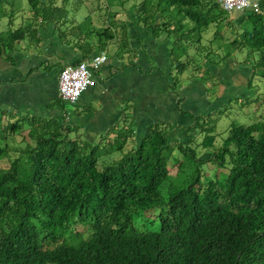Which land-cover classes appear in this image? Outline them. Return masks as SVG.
I'll return each instance as SVG.
<instances>
[{
    "label": "trees",
    "instance_id": "16d2710c",
    "mask_svg": "<svg viewBox=\"0 0 264 264\" xmlns=\"http://www.w3.org/2000/svg\"><path fill=\"white\" fill-rule=\"evenodd\" d=\"M113 1L133 11L136 26L169 45L181 77L188 72L203 83L214 80L211 69L237 64L236 54L246 51L242 67L250 72L253 97L245 103L256 106L258 117L248 126L232 123L220 142L216 119L181 108L179 78L171 89L179 113L193 123L184 128L188 140L175 145L173 126L165 123L149 125L138 141L126 111L95 141L82 138L66 118L15 117L0 109V161L9 163L0 169V264H264V85L255 84L264 82V14L247 11L237 23L213 0ZM113 1L101 18L108 26L98 29L68 18L78 0L60 6L59 0H0V24L7 22L0 28V58L14 66L15 54L40 52L42 31L52 28L58 45L79 52L80 61L114 45L113 57L134 66L132 42L138 39L129 37ZM214 25L233 39L221 31L205 39ZM57 104L82 115L61 99ZM210 165L228 174L208 177ZM140 216L149 225L143 232L136 226Z\"/></svg>",
    "mask_w": 264,
    "mask_h": 264
},
{
    "label": "crops",
    "instance_id": "0c3cea01",
    "mask_svg": "<svg viewBox=\"0 0 264 264\" xmlns=\"http://www.w3.org/2000/svg\"><path fill=\"white\" fill-rule=\"evenodd\" d=\"M259 3L264 4V0ZM244 17L245 14L241 15L236 22L241 23ZM137 39L140 41L139 47L135 48L132 44L137 50L134 66H126V62H118L115 57H109L107 63L95 75L96 85L88 89L75 106L66 104L67 107L81 112V116H74L72 112L67 114L57 104L60 100L57 85L59 72L66 64L80 61L79 52L57 45L59 48L53 50L52 55L43 60L44 62L36 59L40 54L33 52L23 56L17 53L13 56L14 66L0 58V109L14 114L15 117L30 114L58 120L66 118L69 124L80 127V134L87 133L91 139L92 136L98 139L102 134L111 131L121 122L124 111L131 116V125L136 134H145L148 126L154 123L181 127L184 131L193 121L187 116L192 122L186 127L179 121V117L186 116L179 113L178 98L171 91L173 68L169 45L157 42L147 30L146 34L143 33V36ZM122 65L125 67L120 69ZM229 67L233 69L234 74L238 71L237 74L246 76V84L241 83V88H246L249 70H243V67L236 63L230 64ZM188 90L182 91L184 112L192 114L185 110V105L195 111H203L204 106L208 107L206 89L201 84ZM87 112L94 114L86 115Z\"/></svg>",
    "mask_w": 264,
    "mask_h": 264
},
{
    "label": "rangeland",
    "instance_id": "374dc122",
    "mask_svg": "<svg viewBox=\"0 0 264 264\" xmlns=\"http://www.w3.org/2000/svg\"><path fill=\"white\" fill-rule=\"evenodd\" d=\"M112 1L113 0H78V3L75 6L72 5L70 6V8L67 9L69 12L68 18L75 19L78 22V24L87 22L88 26H90V23H91L98 29L106 28L108 25L101 18L106 15L107 7L109 3H112ZM254 1L259 2L260 0H254ZM113 3H114L113 12H119L120 15L118 18L121 21H124L125 23H127V26L129 29L128 30L129 37L136 36L137 38L138 37L141 38L143 36V33L146 34V30L143 27L136 26V17L133 11L128 12V11H125L123 8L119 9V7L117 6L118 3L116 1H113ZM58 4L60 6L62 4V0H59ZM263 14H264V10H263ZM26 15H27L26 17L28 18L29 17L28 12H26ZM87 18H89V20ZM16 24L17 26H19L21 24V20H18ZM6 25H7V22L4 21L0 24V28L2 29L6 27ZM219 31H221L224 34V36L228 38L229 40L233 39L231 34H229L226 31V29H224L221 25L218 27H215V25L211 26L210 30L205 33L204 37L205 39L213 40L216 32H219ZM40 37L43 41L42 47H40L41 50L38 53L34 52V54H38V55L40 54V56H36V59L37 60L41 59V61L44 62L43 60H45L48 56L52 55L53 50L55 51L56 48H59L57 46L58 40L56 37L53 36L52 28H50L47 31H42ZM92 37H94V34L92 35ZM120 38L121 37L119 36V39ZM92 41L96 44L98 42V38L97 39L94 38ZM139 43L140 42L138 40H133L132 42L134 47L135 46L139 47L140 45ZM113 46L114 45L108 46V49H107L108 50L107 54L110 57V59H112L114 55ZM236 58H237L238 66H242V64H244V62L247 60L246 51H244V53H237ZM221 59H222V56H221ZM234 66L235 65H233V69H235ZM200 67H203V66L200 65ZM233 69H230L229 66H223L220 69H211L210 73L214 74L215 79L212 80L211 78H209L208 82L206 81L204 83L200 80L192 79L188 72L181 77V75H178V72H176L175 70L173 71L172 86H174L175 84V79L179 78V81L181 82V87L178 90L180 91L179 93H181V95H182L183 90L186 92L188 89H195V87L200 84L203 86V88L206 89V96H207V99L209 100L208 101L209 104L208 103L206 104L208 105V107L205 108L204 106L203 111H198V109L195 111L189 105H185V110H189L192 113V115L202 117V120L207 117H212L216 119L217 126H216L215 135L217 136V140L220 142L222 139L226 138L228 134V130L232 123H238V124L246 125V126L251 125L254 121H256L258 117V113H259V112H256L257 111L256 106L254 105L250 106L248 105V103H245L247 99H251L253 97L252 94L250 93V90L247 87L243 89L241 88V85H243L241 83L246 84V80H247L246 76H243L242 74H237L238 71H236V73L234 74ZM243 70H247V69H244L243 67ZM203 72L205 74L206 69L203 68ZM206 74L205 76H207ZM195 81H197L198 83ZM255 84L258 85L260 89H262L264 82L263 80L258 79V80H255ZM212 90H214V94L210 93L209 95V92ZM187 92H189V90ZM230 101L236 104V108L232 106V108H229V111H225V109L229 106ZM240 106L242 108H240ZM9 118L10 117L7 116L6 119L8 120ZM179 121L182 123V126L184 127H186L189 123L192 122L191 119L187 116L179 117ZM170 131H171L170 132L171 133L170 134V145H175L176 143H179V142H186L188 140V138L186 137L185 131L177 128L176 126H173ZM81 135H82V138L84 139H91L87 133L85 134L81 133ZM137 135H138L137 136L138 141H140L144 136V134L142 133H139V134L137 133ZM190 135L192 137H195L196 133L192 131ZM21 138H22V135H20V138L18 139L19 142L21 141ZM92 138L95 141L98 140L94 136H92ZM198 142H201V139L198 138ZM130 147L131 145H129V149ZM216 147H220V144L217 143ZM208 157L209 155H206V154L201 155V158H204V159ZM177 158H178V151L175 150L173 153V158L170 160V163H169L170 170L173 175L177 174V168L179 166V163L176 162ZM8 167H9V163L7 160L4 159L0 161V169H5ZM206 174L208 177L210 176L211 178L217 177L218 179H223L226 177L228 172L224 169H219V168H216L210 165L206 171ZM136 226L140 232L146 231V227H149L148 223L147 222L145 223L144 217L142 218L141 216L137 217Z\"/></svg>",
    "mask_w": 264,
    "mask_h": 264
},
{
    "label": "built area",
    "instance_id": "2783aa9c",
    "mask_svg": "<svg viewBox=\"0 0 264 264\" xmlns=\"http://www.w3.org/2000/svg\"><path fill=\"white\" fill-rule=\"evenodd\" d=\"M227 13L229 21L236 22L247 11L262 14L261 3L254 0H213ZM108 61L106 52L96 54L77 63L66 64L58 75L60 99L75 106L81 96L96 85V73Z\"/></svg>",
    "mask_w": 264,
    "mask_h": 264
},
{
    "label": "clouds",
    "instance_id": "9594fccd",
    "mask_svg": "<svg viewBox=\"0 0 264 264\" xmlns=\"http://www.w3.org/2000/svg\"><path fill=\"white\" fill-rule=\"evenodd\" d=\"M102 53H103V52H102ZM106 53H107V52H106ZM107 56H108V54H107ZM108 59H109V56H108ZM106 63H107V62H106ZM106 63H105V64H106ZM103 66H104V65H103Z\"/></svg>",
    "mask_w": 264,
    "mask_h": 264
}]
</instances>
